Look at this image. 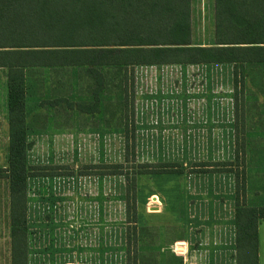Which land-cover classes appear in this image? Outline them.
Segmentation results:
<instances>
[{
    "label": "crops",
    "instance_id": "obj_1",
    "mask_svg": "<svg viewBox=\"0 0 264 264\" xmlns=\"http://www.w3.org/2000/svg\"><path fill=\"white\" fill-rule=\"evenodd\" d=\"M189 5L191 44L200 47L213 46L216 1L189 0ZM227 78L233 81V71L229 69V64H167L140 66L133 69L134 156L143 157V163H139L138 166L177 165L176 172L173 173H150L146 168L138 169L137 182L140 184L137 188L151 186V178L155 175L164 177L168 174L173 179L160 180L165 185H159V187L164 190L161 188L154 192L150 189L140 197L142 201L140 203L139 199L135 210V224L138 229L140 227L147 231H160L162 239L159 240L154 252L161 250L172 254L180 259V264H236L235 178L232 173H196L193 168V165L197 163L231 162L229 159L224 161V156L235 155L236 129L233 133L232 102L230 104L225 100L223 94L225 90L222 86V79L225 81ZM7 93V70L0 68V155H8ZM32 109L34 108L28 105L26 92L24 107L26 141L31 132L47 133L48 136L55 133L59 136L66 131L74 134L80 131L77 134L84 135L86 131H94L100 116H103L105 130L111 129L110 122L106 121L107 115L104 109L102 113L98 105L86 104L74 108L76 110H73L72 115L78 118V125L75 126V118L68 125H65L63 121L60 123L57 121L58 124L54 128L49 126L48 116L47 120L44 118L48 114L45 110L51 108L41 107L34 113L41 114L42 122L45 123L40 125H33V117H30L33 114ZM61 109L63 108H58L57 115H61L59 114ZM90 120L95 125L91 126ZM26 144L28 145L27 142ZM26 153H28L27 150ZM61 176H29L26 179L25 264H76L75 259L80 256H83L87 264H91L96 258V248L93 244L83 248L80 242L81 231H89L88 237L91 241L90 231H98L94 220L100 221L103 216L106 221L112 220V190L111 187L108 188L110 192L108 197L111 198L109 199L107 179L103 180L105 185L103 195L99 190L97 193L89 190L90 197H85V194L80 195L79 192L73 201L81 204L85 198H88L89 202L85 206H80L78 215L73 218V222L79 223L77 231L80 232H76L74 236L73 231V262L66 261L62 257V253L67 250L63 247L65 237L61 234L63 228L60 225L62 223V226H65L62 222L64 218L61 221L57 218L56 220H59L57 224L53 221L45 223L41 220L39 228L38 225H34L32 215V205L39 198L33 193L32 185L35 180H30L31 177H42L43 181L40 184L47 188L46 194L39 200H47V205H54L56 202L58 206L65 203L66 197L64 181L60 180ZM92 176L111 175L80 174L78 183L88 189L102 183L101 180L93 181ZM81 177L89 179L82 180ZM3 181H6L8 186V180ZM3 181L0 180V183ZM168 184L170 185L167 186ZM7 186L4 194L0 191V264H11L10 200L9 186ZM53 193L57 195L51 196ZM102 197L109 202L104 204L103 216L98 218L91 206L93 205L95 209L96 198ZM53 205L50 210L54 209ZM57 210L59 211L60 208L57 207ZM125 216L126 212L121 220L127 218ZM49 219L53 220V217ZM263 228L264 220H260L257 227L258 264H262ZM53 231H59V233L56 234ZM99 231H112V226L111 224L108 228L101 226ZM164 231H179L180 237L165 242ZM94 237L93 234L92 241L96 245ZM55 239L58 240V245L55 244ZM108 248V256L111 259L112 245L109 244ZM104 254L107 256L106 243Z\"/></svg>",
    "mask_w": 264,
    "mask_h": 264
},
{
    "label": "trees",
    "instance_id": "obj_2",
    "mask_svg": "<svg viewBox=\"0 0 264 264\" xmlns=\"http://www.w3.org/2000/svg\"><path fill=\"white\" fill-rule=\"evenodd\" d=\"M215 1V43L200 47L190 42L189 0H0V68L7 70L9 127L8 165L0 173L9 186L11 264H25L27 177L63 175L57 166L37 167L41 173L32 175L26 164V71L83 70L94 80L97 94L103 89L101 70H112L114 79L121 77L116 86L121 88V101L125 103L129 96L126 89L133 88L132 73L136 67L229 64L233 66L237 111L239 76L242 86L247 66L264 65V4ZM132 121L122 125L125 150L131 149L133 155L134 139L129 138L128 129L131 125L133 134ZM237 156L236 149L235 161ZM235 161L197 163L193 168L196 173H234ZM143 168L150 173H173L177 165L138 166ZM94 169L98 175H116L121 174L122 167ZM130 219L136 222L133 216ZM260 220H264V206L244 205L236 187V264H258ZM130 242L129 238L128 247ZM130 255L128 249V262Z\"/></svg>",
    "mask_w": 264,
    "mask_h": 264
},
{
    "label": "rangeland",
    "instance_id": "obj_3",
    "mask_svg": "<svg viewBox=\"0 0 264 264\" xmlns=\"http://www.w3.org/2000/svg\"><path fill=\"white\" fill-rule=\"evenodd\" d=\"M247 4H264V0H246ZM232 65H229V69ZM83 70L77 69H33L26 71L27 81V101L30 107H33V114L30 116L33 125L42 124V116L34 114L41 107H49L51 109L45 110L47 115L44 116L47 120L49 118V126L54 128L57 126V121H63L65 125L72 123L75 116L72 115L74 108L82 105H98L103 113H106V121L110 122L111 129L105 130L103 116H100L98 125L94 131H86L85 134H77L66 131L64 134L55 135V133L48 136L47 133H34L28 134V153H26V164L30 167L32 175H39L40 170L37 167L57 166L60 167L61 176L60 180L64 181V194L65 203L56 205V202L47 205L48 201L39 200L46 194L47 188L40 184L42 177H31L33 181L32 190L34 195L39 198L32 205V215L34 225L39 228L41 220L45 223L53 221L55 224L64 218L63 223L65 226L61 231L64 235V248L67 250L62 253V257L66 261L73 262L74 246L73 240L76 235L77 225L79 223L73 222L74 216L78 215V208L88 204L89 199L85 198L83 203L73 201L75 196L83 195L90 197L88 193L94 190L103 192L105 185L103 180L107 179V197L110 194L108 188L112 190V220H104V204H108V199L96 198L95 209L92 205L93 212L96 217L103 216L100 221H95L98 231L91 232V241L88 237L89 231H81L82 239L80 240L83 248L92 245L96 248L94 260L91 264H180V259L172 254L163 252H154L155 247L159 240L162 239L160 231H147L138 226L136 222L133 223L132 219L128 217L135 216V210L138 206V201L146 191L153 189L157 192L164 186L162 179H173L170 175L166 174L164 177L155 175L151 178L152 184L148 187H138L140 182H137L138 164L143 163V157L136 158L132 155L131 149L125 150V131L124 122H131L134 112V98H135V85L133 88L128 87L129 93L126 102L122 103V96L119 92L121 88L116 86L120 78H113L115 72L112 70L102 69L101 73L104 77L103 89L95 94L94 80L89 78ZM230 74V72H229ZM121 76V75H120ZM243 85L241 86L240 76L238 78L237 92H238V105L235 111L234 101V85L232 79H222L224 87L225 100L231 104L232 102V122L233 133L236 138L234 140L235 150L237 149L238 156L235 161V155L230 157L224 156V161H235L232 168L235 178V191L238 187L240 194V201L247 206H264V65L247 66L244 71ZM130 79V77H128ZM135 78V77H134ZM221 83L220 81H217ZM222 84V83H221ZM225 84V85H224ZM242 87V88H241ZM221 91L220 89H217ZM217 93V92H216ZM219 94H222L219 92ZM132 96V100L131 97ZM74 107V108H73ZM58 108L61 112L57 115ZM78 117V115H77ZM77 119V120H76ZM75 126L78 125V118H76ZM44 120V119H43ZM90 125H95L93 121H89ZM106 126V125H105ZM122 126V127H121ZM235 126V127H234ZM130 135L129 138L134 139L132 134L131 125L128 126ZM227 142V141H226ZM134 151V149H133ZM127 152V153H126ZM128 154V155H126ZM8 155H0V172L7 168ZM199 158V157H197ZM223 159V157H220ZM229 159V160H228ZM223 161V160H222ZM101 166H121V174L111 176H92L91 179L101 180L102 183L91 189L79 184L80 174H92L95 172V167ZM102 172V170H100ZM110 171V170H109ZM36 173V174H35ZM236 173V174H235ZM96 174V173H95ZM100 174V173H99ZM78 177V178H77ZM82 178V177H81ZM80 178V179H81ZM46 179V178H44ZM89 178H82V180ZM176 179V178H174ZM0 180H7L3 173H0ZM81 180V181H82ZM145 180H148L145 178ZM178 181V180H177ZM6 181L0 183L1 194L5 193ZM142 185V184H141ZM168 184L167 186H169ZM8 187V186H7ZM57 189V188H56ZM139 189V192H138ZM54 192V189H52ZM164 190V188H162ZM57 192V191H56ZM57 195L53 193L51 196ZM81 201V200H80ZM50 204V203H49ZM128 204V205H127ZM53 205L54 209L50 210ZM49 207V210H48ZM57 207L60 210H57ZM129 207V214H128ZM63 208V209H62ZM75 209V210H73ZM108 209V205H107ZM132 210L134 212L132 213ZM108 211V210H107ZM139 211V210H138ZM127 218L122 219L125 215ZM139 215V212H138ZM60 216V217H59ZM140 216V215H139ZM50 220L49 218H52ZM36 222V223H35ZM76 223V224H74ZM112 226V231H99L100 227L108 228ZM46 225V224H45ZM37 227V226H36ZM61 229V228H60ZM74 231V236H73ZM59 233V231H53ZM93 234L95 235L94 245ZM127 236L130 238V246L128 247ZM179 231H164L165 242L172 241L179 238ZM262 241L264 243V228L262 231ZM107 244V256L104 254V244ZM55 244L58 245V240L55 239ZM112 245V257L108 256V245ZM70 249V250H68ZM73 249V250H72ZM130 251V261L127 259V251ZM84 253V252H82ZM137 253V255H136ZM139 255V257H138ZM262 264H264V244L262 249ZM106 256V257H105ZM106 258V259H105ZM81 259V260H80ZM76 264H87L83 256L75 259Z\"/></svg>",
    "mask_w": 264,
    "mask_h": 264
}]
</instances>
